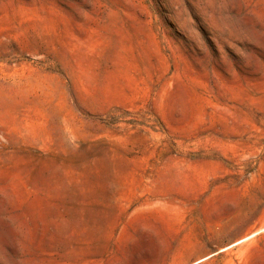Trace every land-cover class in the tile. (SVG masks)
I'll list each match as a JSON object with an SVG mask.
<instances>
[{
  "label": "rangeland",
  "instance_id": "1",
  "mask_svg": "<svg viewBox=\"0 0 264 264\" xmlns=\"http://www.w3.org/2000/svg\"><path fill=\"white\" fill-rule=\"evenodd\" d=\"M0 264H264V0H0Z\"/></svg>",
  "mask_w": 264,
  "mask_h": 264
}]
</instances>
